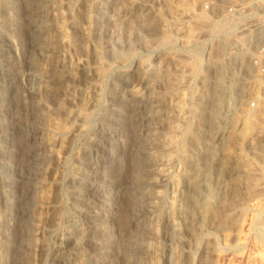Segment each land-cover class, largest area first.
Masks as SVG:
<instances>
[{"label": "rangeland", "instance_id": "rangeland-1", "mask_svg": "<svg viewBox=\"0 0 264 264\" xmlns=\"http://www.w3.org/2000/svg\"><path fill=\"white\" fill-rule=\"evenodd\" d=\"M53 2L60 83L48 63L60 51ZM234 7L264 20V0H0V264H264V118L253 117L264 86L209 51ZM133 85L148 108L145 142ZM161 166L175 182L158 180ZM140 185L161 196L150 206ZM71 217L79 233L68 236Z\"/></svg>", "mask_w": 264, "mask_h": 264}, {"label": "built area", "instance_id": "built-area-1", "mask_svg": "<svg viewBox=\"0 0 264 264\" xmlns=\"http://www.w3.org/2000/svg\"><path fill=\"white\" fill-rule=\"evenodd\" d=\"M211 10L214 9V4ZM214 5V6H213ZM205 7L209 10L210 5L206 3ZM225 10L224 7H221ZM231 13L219 15L217 18L223 20L218 22L213 31V41L210 48L206 45L203 51L221 52L230 55L228 61L238 67V72L235 71L233 76L243 78V83L252 85L264 86V20L261 21V9L251 7L246 13L244 8H231ZM235 12H239L236 14ZM242 19H248L242 23ZM248 26L246 23L252 21ZM243 30H249L243 37L249 35L248 38L240 40V33ZM228 41L227 46H223V42ZM215 44V46H214ZM235 83V81H229ZM260 105L259 97H256L250 102L252 108H258Z\"/></svg>", "mask_w": 264, "mask_h": 264}, {"label": "bare ground", "instance_id": "bare-ground-1", "mask_svg": "<svg viewBox=\"0 0 264 264\" xmlns=\"http://www.w3.org/2000/svg\"><path fill=\"white\" fill-rule=\"evenodd\" d=\"M57 5H56V2H53L52 4H51V12H52V18L54 19V22H56L57 23V28L58 29H56V30H58L59 31V34H58V40H57V42L60 44H58L57 45V47L56 48H58V50H60V51H58L53 57H51V58H49V62L48 63H50V65H51V67L53 68V73H55L56 74V76H57V78H59L58 79V81H59V83L61 82V80H62V77L64 76V71H63V69L62 68H60L61 66H62V63H63V58H64V56H65V51L63 52L62 50H63V46L65 45V34H64V31H63V28H62V26H60L59 25V23L57 22ZM40 31L38 30L37 31V38L39 37V35H40ZM183 34V33H182ZM36 37V36H35ZM182 38H183V40L185 39V40H187V39H189V33L188 32H184V34L182 35ZM39 39V38H38ZM59 46V47H58ZM61 47V49H59ZM37 66H38V64H37ZM38 68V67H37ZM222 80L223 79H221L220 80V82H222ZM223 89V91L225 90L224 88H222ZM220 91V90H219ZM223 91H221V92H223ZM131 92H132V95H133V97L135 98V101H137V105H136V107H135V114L137 115V117H138V119H139V123H138V125H139V129H140V131H141V134L143 135L142 137H143V141L147 138V137H145V135H146V133H147V131H148V128H149V120H148V115H147V111H148V108H147V104H146V101H145V99H144V92H143V90L140 88V87H138V86H131ZM221 92H219V93H221ZM225 92V91H224ZM232 90H230L229 91V93H226L227 95H228V97H232ZM224 95V94H223ZM220 96V95H219ZM225 97V96H224ZM227 97V98H228ZM223 98V97H222ZM226 98V97H225ZM219 101H220V99H219ZM181 103H183V102H181ZM222 103V102H221ZM179 104V103H178ZM220 104V103H219ZM263 106V107H262ZM262 106H260L259 107V109H261L260 111H258V112H256V113H254L253 114V117H255V118H258V119H256L257 121H259V119L260 118H264V105H262ZM222 107V106H221ZM220 107V108H221ZM224 107V106H223ZM134 108V107H133ZM222 109V108H221ZM228 109V108H227ZM258 109V110H259ZM218 110H219V108H218ZM230 110V109H229ZM134 112V111H133ZM226 113V112H225ZM229 113V112H228ZM223 114V113H222ZM254 119V118H253ZM260 121H262V120H260ZM137 123V122H136ZM253 123V122H252ZM134 124V123H133ZM135 125V124H134ZM252 125V124H251ZM254 128V127H253ZM253 128H250V129H252L253 130ZM246 129V128H245ZM244 129V130H245ZM216 131V130H215ZM243 131V130H242ZM246 131V130H245ZM250 131V130H249ZM244 132V131H243ZM255 132V131H254ZM252 132H250V134H251ZM244 134H245V132H244ZM246 134H248L247 132H246ZM246 137H247V135H245ZM26 141H27V139H26ZM145 142V141H144ZM64 144V142H63V140H61V141H59L58 142V145L59 146H62ZM3 155V154H2ZM117 162V161H116ZM227 164V163H226ZM117 166V165H116ZM115 167V166H114ZM243 168H245V167H243ZM158 169V168H157ZM244 170V169H243ZM256 170V169H255ZM255 170H253L252 169V171H254L255 172ZM207 171V170H206ZM244 171H246V169L244 170ZM248 171V170H247ZM250 171H251V169L249 170V173H250ZM219 172V171H218ZM246 173V172H245ZM248 173V172H247ZM260 173V172H259ZM109 174V173H108ZM114 174V173H113ZM157 174H158V176H159V179L158 180H160V178H161V180H160V182L162 181L163 183L165 182V183H171V182H175V180L174 181H172V178L173 177H170L169 176V171L167 170V167H162L161 166V168H159L158 170H157ZM208 174V173H207ZM256 174H257V170H256ZM221 175V174H220ZM248 175V174H247ZM249 176V175H248ZM7 179V178H6ZM106 179V178H105ZM108 179V178H107ZM175 179V178H174ZM264 179V178H263ZM224 181H225V179H223ZM108 181V180H107ZM210 181V180H209ZM222 181V180H221ZM223 181V182H224ZM109 183H110V189H109V191H110V193H112V192H114L116 189L114 188L115 186H114V179H111L110 178V180L108 181ZM133 183V182H132ZM226 183V182H225ZM231 183V182H230ZM260 183V182H259ZM11 184V183H10ZM173 184V183H172ZM171 184V185H172ZM229 183L227 182V185H228ZM146 185V184H145ZM230 185V184H229ZM260 185V184H259ZM262 185H263V182H262ZM261 185V186H262ZM108 186H109V184H108ZM107 186V187H108ZM217 186H219V185H217ZM221 186V185H220ZM264 186V185H263ZM103 187V186H102ZM137 187V186H136ZM222 187H225V186H223L222 185ZM124 188V187H123ZM138 188V187H137ZM119 189V187L117 188V190ZM150 189V188H149ZM149 189H146V187L144 186H141L140 185V187H139V192H140V197L143 199V198H148L149 200H148V204L151 206L154 202H155V200L157 199V198H159L160 196H161V192H162V190L161 189H155V190H153V191H150ZM218 189V188H217ZM223 189H225V188H223ZM230 189V188H229ZM122 190V189H121ZM221 190V189H220ZM47 191H48V189L47 188H43L42 189V191H41V197H45L46 195H47ZM108 191V192H109ZM206 191H207V193L205 194L206 195V199H205V197H204V205H205V208L207 209L209 206L211 207L213 204H212V202L214 201L213 200V198L212 197H214V196H216L218 193L213 189V187L212 186H208L207 188H206ZM218 191V190H217ZM228 191V189L226 190V192ZM24 192V191H23ZM117 192V191H116ZM115 192V193H116ZM130 192H131V190H130ZM138 192V193H139ZM215 192L217 193V194H215ZM218 192H221V191H218ZM222 192H224L223 190H222ZM264 192V191H263ZM261 193V192H260ZM193 194V193H192ZM220 194V193H219ZM222 194V193H221ZM224 194V193H223ZM197 195V194H196ZM192 196H195V195H192ZM192 196H190V197H192ZM219 197H222L221 195L219 196ZM218 197V198H219ZM226 197H227V195H226ZM172 197H170V199H168L169 201L165 204L166 205V226H167V230H173V228L175 227V226H177L176 224H175V222H177V217H175V219H176V221H175V219H174V216H175V214H174V209L176 210H178L179 211V209H178V206H177V208H175L176 206H174V198L173 199H171ZM218 198H217V200H218ZM136 199V198H135ZM140 199V198H139ZM222 199V198H221ZM223 199H225V197H223ZM111 200V199H110ZM176 200V199H175ZM219 200H220V198H219ZM145 201H147V200H145ZM192 201V200H191ZM194 201V200H193ZM192 201V202H193ZM223 201H225V200H223ZM227 201V200H226ZM77 202V201H76ZM74 203V205L76 206H74L77 210L79 209L78 208V204L77 203ZM111 202V201H110ZM213 203H215V202H213ZM218 203V202H217ZM216 203V204H217ZM222 203V202H221ZM221 203H219V204H221ZM212 204V205H211ZM225 204V203H224ZM222 205V204H221ZM108 206H109V204H108ZM110 206H112V205H110ZM216 206V205H215ZM209 207V208H210ZM82 208V207H81ZM114 208V207H113ZM208 208V209H209ZM212 208V207H211ZM211 208H210V210H211ZM217 208H218V205H217ZM84 210V209H83ZM109 210H110V208H109ZM80 211V210H79ZM178 211H175V212H177L178 213ZM82 212V211H81ZM111 212V211H110ZM140 213V212H139ZM176 213V214H177ZM174 214V215H173ZM25 216V215H24ZM145 217V216H147V213L146 212H144V213H140L139 215H138V218L139 219H141L142 217ZM146 218V217H145ZM67 221V225H68V228H67V230H66V232L65 233H68V236H70L71 234H78L79 232H78V226H80V225H76L75 223V217H71V218H69V219H67L66 220ZM111 221V220H110ZM143 221V220H142ZM90 224V223H89ZM177 224H178V222H177ZM146 226H147V224H146ZM105 229V228H104ZM175 230H176V228H174ZM81 231H83V230H81ZM80 231V232H81ZM106 232V231H105ZM108 232H110V230L108 231ZM171 232V231H170ZM170 232H169V234H170ZM168 233V232H167ZM101 234V233H100ZM67 235V234H66ZM62 236H64V233H63V235ZM67 236V237H68ZM81 236V235H80ZM101 240H103V245H105L106 247H110V248H112L113 247V245H114V236H113V234L110 232V233H104V234H102V236H101ZM106 249H109V248H106ZM105 249V250H106ZM103 262V261H102ZM178 263V262H177ZM94 264H101V263H99L98 261L96 262V263H94ZM176 264V263H175Z\"/></svg>", "mask_w": 264, "mask_h": 264}]
</instances>
